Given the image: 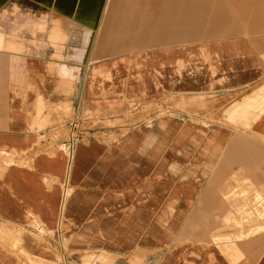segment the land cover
<instances>
[{
    "label": "crops",
    "instance_id": "obj_1",
    "mask_svg": "<svg viewBox=\"0 0 264 264\" xmlns=\"http://www.w3.org/2000/svg\"><path fill=\"white\" fill-rule=\"evenodd\" d=\"M27 1L37 46L0 32V264H228L205 236L264 185V0Z\"/></svg>",
    "mask_w": 264,
    "mask_h": 264
},
{
    "label": "rangeland",
    "instance_id": "obj_2",
    "mask_svg": "<svg viewBox=\"0 0 264 264\" xmlns=\"http://www.w3.org/2000/svg\"><path fill=\"white\" fill-rule=\"evenodd\" d=\"M27 0H16V4L13 7L7 8L5 5L3 10H0V32L3 35H9L12 40L18 44L26 43L29 45L38 44V32L39 22L36 18L41 13H36L39 10L37 7L30 4ZM17 5L20 6L16 9ZM44 14V13H42ZM10 24L8 25V20ZM9 29V33L8 30ZM22 30H25L26 37H19ZM42 30H44V24H42ZM1 43L7 41V38L0 36ZM139 118H132L127 122H122L124 125L135 124L139 121ZM112 125H118L120 122H112ZM76 129V128H75ZM264 145V141H260ZM233 200L241 203L242 207L237 214L227 215L222 219V225L226 226L223 229L207 230L206 241L207 243L217 244L218 253L222 259L228 264H248V258L246 253L248 251L246 247L251 242V236L254 231H260L256 234L258 238L264 235V185L258 182L244 181L238 183L235 189H232ZM228 200H231L228 198ZM238 227V228H232ZM244 226H251L253 228H243ZM7 229L5 226L0 228V239H5ZM20 235H18L19 237ZM251 238V239H250ZM237 247L244 254L241 258H236L233 249ZM18 245L15 249L17 250ZM255 261L253 264H264V249L256 251L254 254Z\"/></svg>",
    "mask_w": 264,
    "mask_h": 264
},
{
    "label": "bare ground",
    "instance_id": "obj_3",
    "mask_svg": "<svg viewBox=\"0 0 264 264\" xmlns=\"http://www.w3.org/2000/svg\"><path fill=\"white\" fill-rule=\"evenodd\" d=\"M111 139V138H110Z\"/></svg>",
    "mask_w": 264,
    "mask_h": 264
}]
</instances>
